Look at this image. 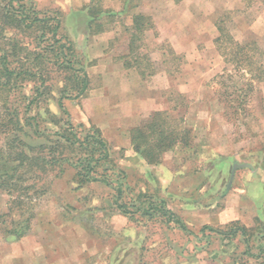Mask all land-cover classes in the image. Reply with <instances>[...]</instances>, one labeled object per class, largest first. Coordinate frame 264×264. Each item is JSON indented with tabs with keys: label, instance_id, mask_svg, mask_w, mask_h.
Returning a JSON list of instances; mask_svg holds the SVG:
<instances>
[{
	"label": "rangeland",
	"instance_id": "1",
	"mask_svg": "<svg viewBox=\"0 0 264 264\" xmlns=\"http://www.w3.org/2000/svg\"><path fill=\"white\" fill-rule=\"evenodd\" d=\"M24 3L40 18H50L51 26V19L59 20L56 38L72 44L74 70L52 51L58 44L50 35L40 38L39 30L31 35L7 28L4 35L16 41L19 58H27L33 49L42 54L38 67L45 85L39 103L29 108L38 83L23 82L11 93L0 92V114L6 106L17 113L23 126L16 135L39 148L64 132L66 118L58 107L62 99L80 136L93 128L101 132L114 166L112 171L110 165L104 167L109 169L105 176L114 186L121 184L118 202L131 213L122 215L115 193L102 184L76 187L74 171L65 163L36 180L37 190H45L42 195L33 196L30 189L25 198L21 190L0 189L1 214L20 202L26 205L7 222L22 221L29 214L26 208L31 209L34 217L25 237L41 231L63 249L60 257L85 256L84 264H264V73L258 71L260 64L264 68V0ZM108 12L123 13L100 17ZM133 14L149 17L154 30L145 32L130 52ZM87 15L99 16L90 29ZM218 26L241 46L249 45L255 63L250 70L226 61L228 45L215 42ZM16 60L10 57L17 69ZM82 71L87 90L76 98L75 78H82ZM237 95L243 111L233 113L231 102ZM156 111L167 114L171 131L188 129L190 142L170 146L147 164L133 150L131 132ZM31 117L37 119L32 127L27 121ZM6 141L0 134V175L12 165L5 163L2 152ZM75 156L66 150L60 158ZM233 164L246 167L235 170L228 187ZM25 180L21 189L34 183L29 175ZM161 205L187 231L171 222ZM204 226L214 231L202 230ZM8 240L0 232V258L7 251L9 260L19 256L20 263L14 264H33V248L20 259L21 250ZM6 260L3 264H9Z\"/></svg>",
	"mask_w": 264,
	"mask_h": 264
},
{
	"label": "trees",
	"instance_id": "2",
	"mask_svg": "<svg viewBox=\"0 0 264 264\" xmlns=\"http://www.w3.org/2000/svg\"><path fill=\"white\" fill-rule=\"evenodd\" d=\"M26 0H0V92L11 93L14 89L21 85L23 82H34L38 83L34 89V95L26 106L29 108L31 105H37V101L43 97L44 91H40L44 88L45 78L40 75V69L38 64L42 60V54H37L36 51L30 50L27 58L23 60L19 58L16 49L17 43L15 40L7 38L4 35L5 31L9 27L22 29L23 33H31V35L37 30L41 31L40 38H44L46 35H50L54 44H58V47L52 50L56 55L61 56L63 64L69 70H74L73 62L71 57L73 56V46L69 42L61 43V38H56L57 30L59 29L60 22L56 19L53 21L51 26L48 21L50 18H40L31 8H27L24 3ZM126 4L124 5V9ZM88 9V8H87ZM84 13V12H80ZM123 12H108L100 14V17L105 16H118ZM99 16H86L87 23L98 21ZM130 31L132 34L129 41V50L134 52L135 43L143 37L145 32L154 30V23L149 17L142 14H133L130 17ZM219 36L215 40L216 44L225 41L227 48L225 57L226 61L236 64L238 68L242 70H250L251 66L255 63L252 60L251 52L248 50V44L241 46L235 42L232 38H228L225 35L224 29L221 26L217 27ZM27 31V32H26ZM37 38V37H36ZM33 39V38H32ZM34 40V39H33ZM19 52V50H18ZM11 58H17V69L15 61L11 62ZM229 57V58H228ZM231 58V59H230ZM230 59V60H229ZM22 61V62H20ZM137 59L134 60V65L137 69L139 66ZM15 63V66L12 64ZM21 63V64H20ZM24 63V64H23ZM258 71L264 73L262 64L259 65ZM140 70V69H139ZM141 76L144 75V71L140 70ZM82 78H75L78 82L76 85V98L83 97L87 90V77L82 71ZM242 91V90H241ZM239 92V91H237ZM241 95H237L233 98L234 104L231 102V109L233 113L241 108ZM230 103V101H229ZM58 107L66 120L64 122V132L56 135L55 140H50L49 144L41 145L39 148H34L24 143L16 132L22 129V119L19 118L17 113L11 112L10 108L6 106L0 114V134L7 138L5 147L2 150L5 153V163H12L9 166V173L6 172L0 175V189L6 185L10 187L9 192H16L17 189L21 190L20 195L28 198V191L33 190V196H39L45 193V190H37L36 180L38 181L39 176L46 175L49 169L58 168L61 165L67 163L74 171L73 182L76 187L80 188L89 183H99L105 187L111 189L116 196L115 206L122 215H129L127 206L119 203L118 201L123 196V189L121 184L114 186L107 178L106 173L109 169H104L105 166H111V171L114 169L113 162L110 159L109 148L106 141L103 139L101 132L93 128L92 132H87L83 136H80L76 129L70 123V116L65 110L62 99L58 100ZM243 111V110H242ZM167 114L165 112H153L151 119L148 122L143 123L137 128H134L131 132V145L133 150L140 154L147 164H152L155 161V157L159 156L162 151H165L170 146L175 144H181L183 146L189 145L190 131L186 128L179 131H171L167 125ZM36 117L29 118L28 125L35 126ZM167 144V146H163ZM163 146V148H162ZM69 150L71 153H75L73 160L61 159L64 151ZM157 161V160H156ZM101 169V173L98 174V170ZM30 176L34 179V183L21 189V184L26 181L25 178ZM122 175V174H121ZM124 175V174H123ZM17 199V198H16ZM15 203V202H14ZM16 208H9L7 212L0 213V232L3 233L11 240H19L27 236L30 232V226L34 217L33 212L28 209V216L20 222H14L13 220L7 222L6 218L15 216L21 207L26 206L25 204L18 203ZM159 210L169 219L171 222L179 226L183 231H187L186 227L169 211L163 210L162 205ZM207 229L214 231L211 226H204L202 230ZM243 236L246 235V229L243 227ZM224 235V232H217Z\"/></svg>",
	"mask_w": 264,
	"mask_h": 264
},
{
	"label": "crops",
	"instance_id": "3",
	"mask_svg": "<svg viewBox=\"0 0 264 264\" xmlns=\"http://www.w3.org/2000/svg\"><path fill=\"white\" fill-rule=\"evenodd\" d=\"M155 104H153V109L152 110H157V106L154 107ZM247 199L243 198V205L247 204ZM256 209L257 207V203L256 201L254 202ZM244 208V206H243ZM258 210V209H257ZM258 214V211L256 213V216ZM45 237V238H44ZM9 245H12V247H18L19 250H21V253L23 254V251H27V249L29 248H33L35 253L34 255H32V259H33V264H84L85 262V256H78L75 255L74 258L69 256L66 259H64L63 257H60L59 253H63V249H59L57 246L58 245H54L52 242V239L49 238L48 236H44V234L39 231V233L36 234V236L34 237H30V238H26L23 237L19 240H11L9 239ZM86 241V240H85ZM65 249V248H64ZM11 250V248H10ZM13 250V249H12ZM65 252V250H64ZM6 254H3V257L0 258V263L3 264L5 259L7 263L10 264V261L13 260V264L16 263H20L19 261V256H15L11 258V260H9V258H6L7 256V251L5 252ZM82 253H84L82 251ZM20 259H22V257H24V254L22 255ZM17 257V258H16ZM31 259V261H32ZM86 264V263H85Z\"/></svg>",
	"mask_w": 264,
	"mask_h": 264
},
{
	"label": "water",
	"instance_id": "4",
	"mask_svg": "<svg viewBox=\"0 0 264 264\" xmlns=\"http://www.w3.org/2000/svg\"><path fill=\"white\" fill-rule=\"evenodd\" d=\"M243 167H246V165H237V164H233L232 166V170H231V174H230V179H229V183H228V187L233 179V176H234V172L237 168H243Z\"/></svg>",
	"mask_w": 264,
	"mask_h": 264
}]
</instances>
